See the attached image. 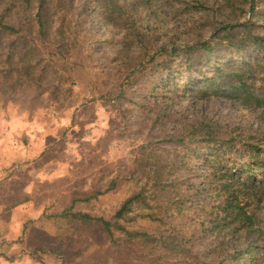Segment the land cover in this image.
Listing matches in <instances>:
<instances>
[{
  "label": "rangeland",
  "instance_id": "rangeland-1",
  "mask_svg": "<svg viewBox=\"0 0 264 264\" xmlns=\"http://www.w3.org/2000/svg\"><path fill=\"white\" fill-rule=\"evenodd\" d=\"M221 1L204 0V11L191 8L190 0L163 2L145 14L143 41H122L124 32L104 20L100 0H66L42 41L34 10L7 11L10 0H0L5 21L40 44L29 74H0V136L10 137L7 149L0 141V179L6 182L0 198L13 200L7 212L0 210V224L11 229L6 239L0 226V264H264V206L254 234L212 229L216 215L205 209L220 195L214 174L221 168L249 165L258 181L264 179V167L256 165L264 159V106L244 99L261 80L250 81L245 92L205 98L196 88L201 76L182 72L184 88L174 91L168 71L158 69L164 54L141 45L193 44L228 24L236 25L235 41H248L244 25L264 36V0H256L253 11L243 0L234 9L219 8ZM15 37L21 40L7 39ZM243 54L259 61L264 46L250 43ZM250 145L263 149L256 159L249 157ZM226 146L232 147L229 164L215 166V153ZM45 151L62 173L58 190H46L34 174ZM155 171L160 180L150 179ZM135 195L130 211L116 219ZM17 201L33 207L11 213ZM81 213L117 221L125 230L108 233Z\"/></svg>",
  "mask_w": 264,
  "mask_h": 264
},
{
  "label": "trees",
  "instance_id": "trees-1",
  "mask_svg": "<svg viewBox=\"0 0 264 264\" xmlns=\"http://www.w3.org/2000/svg\"><path fill=\"white\" fill-rule=\"evenodd\" d=\"M170 1L172 0H131L120 3L119 0H100L98 6L103 11L105 21L119 25L122 29L124 32L122 41H143V35L147 36V33L145 34L141 27L144 20L148 21V16L145 17L146 13L149 14L148 9L153 12L158 6H162L163 2L168 4ZM190 1L195 2L190 3V6L197 11H204L208 8L203 2L204 0ZM243 1L250 4L251 11L255 10L256 0ZM65 2L66 0H10L6 10L15 7L34 10L32 20L36 24L39 39L43 41L44 37L49 36L52 25L57 22L59 9ZM236 4V0H222L219 3V8L234 9ZM154 19L157 20V16ZM160 19L163 20L164 18L161 17ZM131 20L135 23L132 26L130 25ZM235 28L236 25L228 24L216 30L208 40L200 39L193 44H185L184 46L173 45L170 49H166L165 45L154 46L143 43L141 45L146 52L156 50L158 51L157 55L160 52L164 54L158 69L162 68L168 71L169 86L174 91L184 88L185 81L182 72L195 73L201 76L202 81L196 85V88L200 92L199 96L205 98L225 96L228 92H239V90L245 92L246 88H249L250 81L256 83L260 79L261 86L258 90L250 87L252 91L244 93V99L246 103L264 106V54L259 61L254 62L247 60L243 54L244 49L250 43L260 44L263 48L264 36L249 33L248 27L244 25L241 28L244 34L247 32L248 41H235L238 40L237 32H234ZM14 35H20L21 40L18 41L17 37L10 41L7 39V36ZM219 36L226 37V41H223ZM58 41L61 40L58 39ZM144 41H151V39L146 37ZM126 45L128 48L132 46L131 43H126ZM38 48L40 49V44L35 41L34 37L31 39V37L24 35L20 28H16L5 21V14L0 15V74L5 77H12L19 70H28L27 73L29 74V70L34 67L35 62L38 61L37 57L40 56ZM232 48L235 49V52L240 53L239 61H234ZM179 58H181L180 63L174 66ZM151 60L154 61L155 58L153 57ZM23 63L29 64L25 66ZM229 96H236V94L230 93ZM231 148V146H226L215 153V166H222V162L224 167L227 166L224 163V161L228 163L225 156L228 155ZM262 151L263 149L258 145H250L249 157L256 159ZM231 158L229 156V159ZM263 162L264 159L258 161L256 165L264 167ZM250 171L251 167L247 165L240 171L222 170L221 168L219 173L214 174L215 183L221 184L218 186L220 195H216L215 200L205 206V209L212 216L216 215L212 229L232 227V231L227 230L252 234L258 231V215L262 212L260 211L262 210L261 206H264V179L258 181L255 178L257 175H252ZM157 175L158 173L155 171L154 176H151L150 179L153 181L160 180ZM138 199L139 195L128 198L116 211L115 218L121 219L130 211V206ZM81 217L88 221H99L108 233H112L113 228L125 230L124 226L114 220L93 217L85 213H81ZM127 232L132 236L137 233ZM139 234L143 237L149 236L147 233ZM250 247L251 245H247L244 249L245 252H248Z\"/></svg>",
  "mask_w": 264,
  "mask_h": 264
},
{
  "label": "crops",
  "instance_id": "crops-1",
  "mask_svg": "<svg viewBox=\"0 0 264 264\" xmlns=\"http://www.w3.org/2000/svg\"><path fill=\"white\" fill-rule=\"evenodd\" d=\"M1 137H3V141H4V147L7 149L8 147H10V145L8 144L10 141V137H9V135H4V136H0V141H1ZM52 145H54V143H52L51 144V146ZM49 147V146H48ZM26 150H27V147H26V149H25V151H24V155H25V152H26ZM47 154H52V152H50V153H47V151H45L43 154H42V156H40L39 157V163H42L39 167H38V170H35V175H38L39 174V176H40V181H39V183H42V186L45 188L46 187V190H58V188L57 187H54V184L56 183V184H58V179H60V177L62 176V173H61V171H60V169H59V171H57L56 169H55V167H53V164H54V162H55V156H50V157H47ZM32 156V154H31V152H30V157ZM34 157L35 156H38V155H33ZM10 158V157H9ZM8 158V159H9ZM7 159L5 160V166H6V164H7ZM45 163H51V165L52 166H47V165H45ZM32 165V164H31ZM4 179L5 178H1L0 179V191L5 187V181H4ZM9 179V182L10 181H13L14 180V176H13V174H11L10 175V177L8 178ZM5 183H4V182ZM8 182V183H9ZM5 184V185H4ZM4 185V187H2ZM45 185V186H44ZM32 192V191H31ZM31 192H29L28 193V195L29 196H31V195H33V193L31 194ZM4 196V194H2V196H1V198H0V204L2 205V208L0 209V210H4V211H6L7 210V206H10V205H13V200L11 199H7L5 196ZM3 197V198H2ZM18 202V201H17ZM19 203V206L17 207V208H15V209H12L13 211H11V213H14V214H17V210H21L22 212H24V210L22 209V207L23 206H26V207H28V209L27 210H25V211H30L31 210V208L30 207H33V203H21L20 201L18 202ZM69 209H64L62 212H65V211H68ZM7 212V211H6ZM0 226H1V228H2V231H1V233H2V235H3V237H5L6 239H8L9 238V236H10V233H11V231H9V230H11V229H7L6 227V225H1L0 224ZM6 245V244H5ZM4 264H5V262H4Z\"/></svg>",
  "mask_w": 264,
  "mask_h": 264
}]
</instances>
